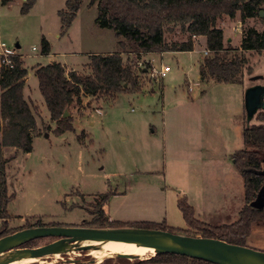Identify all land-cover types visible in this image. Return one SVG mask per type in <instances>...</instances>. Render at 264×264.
<instances>
[{
	"label": "rangeland",
	"instance_id": "obj_1",
	"mask_svg": "<svg viewBox=\"0 0 264 264\" xmlns=\"http://www.w3.org/2000/svg\"><path fill=\"white\" fill-rule=\"evenodd\" d=\"M23 2L0 0V43L22 56L27 70L24 97L35 107L37 127L30 153L3 150L9 159L7 188L14 197L7 204L8 218L0 220V230L82 227L93 218V206L101 195L108 196L107 216L118 223H164L175 234L193 232L178 208L181 199L199 222L211 226L234 223L245 204L243 179L233 163V155L243 149L244 95L248 88L264 85V51L242 52L240 41L245 28L264 32V6L262 16L244 23L238 15L217 23L223 31L222 56L242 55L247 60L240 83L201 80L204 37L193 38L190 52L136 58L128 49L122 55L124 61L138 68L150 63L156 71L168 66L171 71L159 79L150 70L140 76L141 92L118 94L112 102L84 97L81 105L70 109L73 131L56 135L34 69L57 62L86 74L89 56L119 51V40L112 30L96 23L97 10L89 6L90 0L82 1L66 33L58 17L64 0H36L25 14L21 12ZM43 38L50 46L46 55L41 52ZM183 38L175 31V40ZM256 116L251 125L259 123ZM260 226L255 229L259 241L264 240V224ZM255 236L251 235L246 246L264 252L256 246ZM55 240L44 238L27 246ZM152 256L147 253L123 264H153L148 261ZM112 258L75 249L32 264H103Z\"/></svg>",
	"mask_w": 264,
	"mask_h": 264
},
{
	"label": "trees",
	"instance_id": "obj_2",
	"mask_svg": "<svg viewBox=\"0 0 264 264\" xmlns=\"http://www.w3.org/2000/svg\"><path fill=\"white\" fill-rule=\"evenodd\" d=\"M82 1L64 0V8L58 11L63 33L70 28ZM35 2L24 0L21 12L27 13ZM89 6L96 7V23L115 33L119 40V51L90 55L86 74L74 71L66 73L64 66L57 62L34 69L40 94L51 121L56 125V135L73 131L70 109L81 105L84 97L104 98L112 102L118 94L141 92L140 76L147 75L152 66L149 63L144 68H138L134 62L124 61L122 55L128 49L136 58L152 53L190 52L194 48L193 38L204 37L210 55L205 56L200 65L201 80L240 83L247 60L242 55L231 59L222 56L223 31L217 27V23L223 17L234 19L237 15L241 23L260 17L264 0H90ZM175 31L185 38L175 40ZM49 51V43L43 38L41 52L46 55ZM240 51H264V32H258L253 27L243 29ZM26 76L27 70L18 54L13 57L12 68L0 70V220L8 218L7 204L14 197L7 188L6 169L9 159L4 157L3 149L13 148L22 153H30L32 134L37 127L35 107L24 97ZM65 112L68 113L67 117H64ZM256 120L258 124L247 123L244 126L243 149L233 155L234 166L242 176L244 187L245 204L238 219L230 225H207L195 220L193 209L181 199L178 208L189 228L195 231L184 230L181 235L214 238L246 246L252 227L264 224V207L258 210L249 206L264 181L262 176L248 171L264 170V111L257 113ZM107 199V195L99 196L91 212L93 218L84 221L82 227H133L174 233L164 223L123 224L111 221L104 211ZM14 232L1 229L0 237ZM112 261L123 264L127 260L112 258L103 264H112ZM148 261L153 264H214L170 253L156 254Z\"/></svg>",
	"mask_w": 264,
	"mask_h": 264
},
{
	"label": "water",
	"instance_id": "obj_3",
	"mask_svg": "<svg viewBox=\"0 0 264 264\" xmlns=\"http://www.w3.org/2000/svg\"><path fill=\"white\" fill-rule=\"evenodd\" d=\"M260 15L262 16V12ZM258 78L256 77L253 80ZM244 108L247 123H250L258 111L264 110V85H254L246 90ZM67 116L68 113L65 112L64 117ZM248 171L264 178V170ZM249 206L258 210L264 207V181ZM44 238H55L56 240L43 246L25 247L32 241ZM78 241L128 245L136 249L154 252L155 254L153 255L170 253L214 264H222L219 261L220 259L227 260L231 264H264V252L247 246L229 244L214 238L192 237L162 230L133 227L88 228L63 226L26 228L0 237V252L4 254L14 252L12 258L1 259L0 264H7L8 262L31 256L42 259L75 249L88 250L86 247H79L77 245ZM62 242H66L65 247L59 246ZM114 257L136 259L140 256L116 254Z\"/></svg>",
	"mask_w": 264,
	"mask_h": 264
},
{
	"label": "bare ground",
	"instance_id": "obj_4",
	"mask_svg": "<svg viewBox=\"0 0 264 264\" xmlns=\"http://www.w3.org/2000/svg\"><path fill=\"white\" fill-rule=\"evenodd\" d=\"M77 245L79 247H86L89 250V253L94 257H102L104 255H110L114 256L116 254H125V255H138V256H145L147 253L153 255L154 252H148L144 249H136L133 246L128 245H120V244H114V243H106V242H85V241H78ZM60 247H65L66 242H62ZM14 256V252H10L7 254H4L3 252H0V260L1 259H9ZM39 258L35 257H26L21 258L15 261L8 262L7 264H32ZM222 264H231L229 261L220 259L219 260ZM43 261L40 262L42 264Z\"/></svg>",
	"mask_w": 264,
	"mask_h": 264
},
{
	"label": "built area",
	"instance_id": "obj_5",
	"mask_svg": "<svg viewBox=\"0 0 264 264\" xmlns=\"http://www.w3.org/2000/svg\"><path fill=\"white\" fill-rule=\"evenodd\" d=\"M209 51L205 50L204 55L208 56ZM16 50L9 48L5 43H0V70L3 68H12L13 67V57L16 56ZM171 71L168 66L161 67L159 71L151 69V76L159 79H163ZM101 114L100 111H98Z\"/></svg>",
	"mask_w": 264,
	"mask_h": 264
},
{
	"label": "crops",
	"instance_id": "obj_6",
	"mask_svg": "<svg viewBox=\"0 0 264 264\" xmlns=\"http://www.w3.org/2000/svg\"><path fill=\"white\" fill-rule=\"evenodd\" d=\"M112 53H114V52H107V53H101V54H112ZM20 56V58H21V60H22V56L21 55H19ZM23 62V61H22ZM50 63H52V62H50ZM49 63V64H50ZM62 65V64H61ZM64 66V65H63ZM24 67V66H23ZM64 68H65V70H66V73H68L70 70H68L65 66H64ZM26 82H27V76H26V78H25V86H26ZM25 88V87H24ZM4 150V149H3ZM259 227H261V226H254V227H252V229H251V235H254L255 236V229H257V228H259ZM258 233V232H257ZM251 235H250V237H249V239L251 238ZM261 236H263L262 234H260ZM264 237V236H263ZM258 239V237L257 236H255V239ZM247 240V242H246V244L248 245L249 243H250V240ZM256 239V240H257ZM255 240V241H256ZM256 246H258V248H264V240H257V244H256Z\"/></svg>",
	"mask_w": 264,
	"mask_h": 264
},
{
	"label": "flooded vegetation",
	"instance_id": "obj_7",
	"mask_svg": "<svg viewBox=\"0 0 264 264\" xmlns=\"http://www.w3.org/2000/svg\"><path fill=\"white\" fill-rule=\"evenodd\" d=\"M25 247H28V246L25 245Z\"/></svg>",
	"mask_w": 264,
	"mask_h": 264
}]
</instances>
